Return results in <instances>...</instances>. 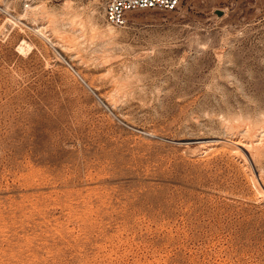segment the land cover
<instances>
[{
  "label": "rangeland",
  "instance_id": "374dc122",
  "mask_svg": "<svg viewBox=\"0 0 264 264\" xmlns=\"http://www.w3.org/2000/svg\"><path fill=\"white\" fill-rule=\"evenodd\" d=\"M105 2L0 0V264H264V0Z\"/></svg>",
  "mask_w": 264,
  "mask_h": 264
},
{
  "label": "built area",
  "instance_id": "2783aa9c",
  "mask_svg": "<svg viewBox=\"0 0 264 264\" xmlns=\"http://www.w3.org/2000/svg\"><path fill=\"white\" fill-rule=\"evenodd\" d=\"M181 0H106L104 17L108 25L120 27L124 23L127 12L140 10H164L176 9Z\"/></svg>",
  "mask_w": 264,
  "mask_h": 264
},
{
  "label": "bare ground",
  "instance_id": "6f19581e",
  "mask_svg": "<svg viewBox=\"0 0 264 264\" xmlns=\"http://www.w3.org/2000/svg\"><path fill=\"white\" fill-rule=\"evenodd\" d=\"M38 31H39V30H38ZM238 122H239V121H238ZM242 124H243V123H242ZM251 124H252V123H251ZM239 125H240V124H239ZM258 125H259V124H258ZM241 126H242V125H241ZM254 126H257V125H254ZM239 128H240V127H238V129H239ZM240 129H241V128H240ZM240 129H239V130H240ZM245 129H246V128H245ZM251 130H253V129H251ZM248 131L251 132L250 129H248ZM251 133H252V132H251ZM251 133H250V134H251ZM247 136L251 137L250 135H247ZM254 136H255V135H254ZM252 137H253V136H252ZM239 139H240V138H239ZM251 139H252V138H251ZM216 140H217V139H216ZM221 141H222V140H221ZM221 141H220V142H221ZM225 141H226V140H225ZM251 141H252V140H251ZM230 142L232 143V145L234 146V148H236L235 145H239V143H240V141H239V142H232V141H230ZM252 142H253V141H252ZM218 143H219V142H218ZM214 144H215V143H214ZM221 144H223V143H221ZM251 144H252V143H251ZM225 145H226V144H225ZM228 145H230V144H228ZM226 146H227V145H226ZM233 146H232V147H233ZM241 148H242V147H241ZM238 149H239V148H238ZM262 149H263V148H262ZM259 150H260V149H259ZM256 151H258V150L256 149ZM261 152H262V151H261ZM241 153H242V152H241ZM256 154H257V152L255 153V155H256ZM246 155H247V154H246Z\"/></svg>",
  "mask_w": 264,
  "mask_h": 264
}]
</instances>
